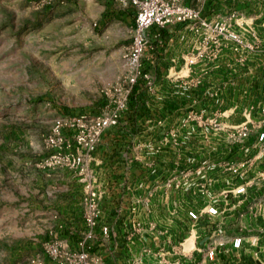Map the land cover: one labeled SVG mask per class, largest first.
Here are the masks:
<instances>
[{
    "label": "crops",
    "instance_id": "crops-1",
    "mask_svg": "<svg viewBox=\"0 0 264 264\" xmlns=\"http://www.w3.org/2000/svg\"><path fill=\"white\" fill-rule=\"evenodd\" d=\"M233 11L264 35V0H220L217 11L210 14ZM158 33V38L151 35L153 50L145 56L152 82L140 79L128 116L124 114L117 126L104 132L94 153L92 166L104 190L99 219L111 227L108 236L97 231L91 249L99 257L96 264H264V206L254 203L248 208L245 198L221 207V216L204 215L193 226L186 210L199 208L201 198H206L197 178L178 188L167 183L170 178L180 180L178 173L194 169L213 152L207 142L192 140L179 146L171 136L190 95L202 99L222 87L225 103L241 104L242 90L249 91L255 83L264 96V65L261 70L251 65L252 71L242 75L234 54L225 49L209 69H203L206 73L194 74L200 84L181 94L173 72L181 68L180 58L189 51L193 37L182 24H171ZM233 118L238 121L241 116ZM70 177L65 173V180ZM71 185L74 196L65 200L66 214L51 217L48 223L50 235L60 234L75 246L85 228L86 208L81 183ZM238 236L243 237V246L235 248L232 239ZM220 242L225 245L219 246ZM212 245L218 251L209 258ZM45 264L56 263L45 257Z\"/></svg>",
    "mask_w": 264,
    "mask_h": 264
},
{
    "label": "built area",
    "instance_id": "built-area-1",
    "mask_svg": "<svg viewBox=\"0 0 264 264\" xmlns=\"http://www.w3.org/2000/svg\"><path fill=\"white\" fill-rule=\"evenodd\" d=\"M52 1L41 2L50 4ZM117 1L123 7L131 8L135 17L131 42L123 50L127 76L105 91L107 100L101 113L64 112L55 117L49 131L43 135L44 155L38 163L45 169L67 168L77 176L82 184L86 208L85 228L75 246L60 235H50L41 244V251L30 260L31 264H45V257L56 264L99 262V257L91 251L97 231L108 236L111 227L99 219L104 190L92 166L94 153L104 132L117 126L129 109L134 86L140 79L148 84L152 82L145 56L148 50H153L151 35L159 37L155 28L182 24L193 37L189 51L180 58L181 68L173 72L181 94L189 93L200 84L201 80L194 74L202 76L206 73L208 66L214 64L225 49L234 54L233 61L242 67V75L252 71V64L261 67L260 70L264 65V35L237 11L228 15L210 14V11H217L220 0H198L202 6L192 5L187 0ZM258 85L252 83L249 91L242 90L241 104L225 103L222 87L214 94L207 92L202 99L190 95V104L178 120L176 129L171 131L174 143L179 146L201 140L213 151L212 155L199 160L194 169L178 173L180 180H167L168 184L178 188L197 178L198 189L206 198H201L199 208L186 210L193 226L204 215L217 218L224 213L221 207H231L245 198H248V208L254 203L264 206V96ZM235 115L241 118L235 121ZM218 149L221 151L217 152ZM219 244L225 245L224 242ZM232 246L242 247L243 237H234ZM217 251L218 248L212 245L207 251L208 257L214 258Z\"/></svg>",
    "mask_w": 264,
    "mask_h": 264
},
{
    "label": "rangeland",
    "instance_id": "rangeland-1",
    "mask_svg": "<svg viewBox=\"0 0 264 264\" xmlns=\"http://www.w3.org/2000/svg\"><path fill=\"white\" fill-rule=\"evenodd\" d=\"M41 1L0 0V264H31L50 237L51 217L65 215L74 196L73 171L38 166L54 118L101 113L105 91L128 73L131 8Z\"/></svg>",
    "mask_w": 264,
    "mask_h": 264
},
{
    "label": "trees",
    "instance_id": "trees-1",
    "mask_svg": "<svg viewBox=\"0 0 264 264\" xmlns=\"http://www.w3.org/2000/svg\"><path fill=\"white\" fill-rule=\"evenodd\" d=\"M133 23L135 24V17L133 16ZM156 30L158 29V31H160V32H162V29L163 28H155ZM141 81L139 80V82L138 83H140ZM139 85V84H138ZM136 87H137V85H135L134 86V88H133V91H132V93H131V95H130V97H129V102L133 99V96L135 95L134 93H135V91H136ZM128 110L126 111V113H125V116H128Z\"/></svg>",
    "mask_w": 264,
    "mask_h": 264
}]
</instances>
